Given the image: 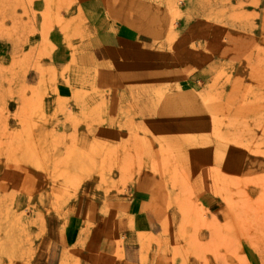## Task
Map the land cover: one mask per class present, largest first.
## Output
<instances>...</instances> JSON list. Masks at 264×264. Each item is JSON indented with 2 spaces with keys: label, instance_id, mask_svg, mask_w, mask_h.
I'll list each match as a JSON object with an SVG mask.
<instances>
[{
  "label": "rangeland",
  "instance_id": "374dc122",
  "mask_svg": "<svg viewBox=\"0 0 264 264\" xmlns=\"http://www.w3.org/2000/svg\"><path fill=\"white\" fill-rule=\"evenodd\" d=\"M132 2L150 66L111 94L75 51L52 57L53 27L86 38L76 0H0V264H31L50 215L64 222L109 191L194 205L181 173L221 221L185 213L186 247L167 261L264 264V0Z\"/></svg>",
  "mask_w": 264,
  "mask_h": 264
},
{
  "label": "crops",
  "instance_id": "0c3cea01",
  "mask_svg": "<svg viewBox=\"0 0 264 264\" xmlns=\"http://www.w3.org/2000/svg\"><path fill=\"white\" fill-rule=\"evenodd\" d=\"M132 3V0H76L75 13L84 20L81 34L86 38L68 44L63 42L60 28L53 27L49 35L56 47L52 53L54 62L67 63L75 51L84 67L95 70L96 85L111 94L140 84L141 66H150L141 51L148 44L142 36L149 33L142 29ZM180 30L182 34L183 29ZM180 179L190 185V199L195 206L179 205L177 200L170 202L166 191L151 194L131 188L126 192L109 191L99 204L85 199L84 205L75 209L78 213H71L64 222L55 214L50 215L35 242L31 264H172L175 260L167 261V253L170 251L172 257L185 243L179 239L180 232L190 226L185 213L194 211V218L199 219L207 207L206 217L221 221L218 214L221 209L213 200L209 202L208 193L198 187L195 174L181 173ZM88 208L96 212L91 219L84 215ZM88 222L90 225H86ZM212 235L206 228L196 230L202 243L208 242ZM197 260L192 255L187 258L190 264H196Z\"/></svg>",
  "mask_w": 264,
  "mask_h": 264
},
{
  "label": "bare ground",
  "instance_id": "6f19581e",
  "mask_svg": "<svg viewBox=\"0 0 264 264\" xmlns=\"http://www.w3.org/2000/svg\"><path fill=\"white\" fill-rule=\"evenodd\" d=\"M165 226H166V224H165Z\"/></svg>",
  "mask_w": 264,
  "mask_h": 264
}]
</instances>
